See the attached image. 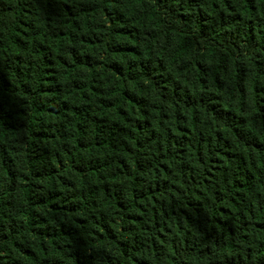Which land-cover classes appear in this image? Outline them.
Masks as SVG:
<instances>
[{
    "label": "trees",
    "instance_id": "obj_1",
    "mask_svg": "<svg viewBox=\"0 0 264 264\" xmlns=\"http://www.w3.org/2000/svg\"><path fill=\"white\" fill-rule=\"evenodd\" d=\"M114 3L100 18L85 0H0V264H176L181 217L199 240L180 238L181 264H264V0L180 6L199 39L172 29L171 96Z\"/></svg>",
    "mask_w": 264,
    "mask_h": 264
},
{
    "label": "clouds",
    "instance_id": "obj_2",
    "mask_svg": "<svg viewBox=\"0 0 264 264\" xmlns=\"http://www.w3.org/2000/svg\"><path fill=\"white\" fill-rule=\"evenodd\" d=\"M65 2L69 4H76L78 3V0H65ZM89 4V6H92L96 8V15L100 18H102L101 9L108 8L110 11L117 7L118 5L114 3V0H85ZM119 3L123 5V10L126 12V16L124 17L125 23L131 27L133 22H135L136 27L140 29V32L137 34L138 37L141 40L140 47L148 49V59L145 60L143 54L141 55V60L144 61L147 71L149 75L154 76L157 83L159 84L161 81H168V88L165 92V95L171 96L172 92V83H171V71L174 70H165L160 71L161 68L164 67V62L169 61L170 57L172 55L173 50V43H172V36L173 32L172 29H177L182 32H190L193 36H196L197 39H199V30L198 27H195L191 24L182 23L175 17V13L180 10V6L182 4L187 3V0H132L131 3H129V0H119ZM165 4L169 5L174 11L169 12L168 7H165ZM187 11L195 12V8L186 9ZM151 15L152 21H148L147 17ZM67 18V17H65ZM145 31L147 32V35H145ZM161 33H166L168 37L167 44L164 43ZM155 37V39H153ZM191 43V41H189ZM103 58V57H102ZM110 58V57H109ZM200 55L194 51V54L192 57L189 58V60H195L200 59ZM117 60H120V57H116ZM128 58H124V62L127 63ZM203 67H205V72L211 71V67L205 66L202 64ZM13 67H15V64L13 63ZM214 67V66H212ZM130 72L134 75V77L137 78L138 83H151V81H144V70L139 68V66H135L132 69H129ZM194 69H189L187 72L182 73L183 76H187L188 79H192ZM127 80V76H125V82ZM38 99V98H37ZM207 99V97H206ZM95 103V101H93ZM163 104L164 102H160ZM179 105H177V108ZM163 111H171L170 107H163ZM20 119H23V116H20ZM6 123V118L3 116L2 113H0V127H3V125ZM71 144H75V141L70 142ZM60 144V137H57V145ZM23 147V145H21ZM28 147H31L29 144ZM70 150H71V146ZM107 151V149H105ZM93 155L95 156V150L93 151ZM136 153L134 152L131 157H129L130 160L135 159ZM87 153L86 152H80L79 150H76L74 153V159L81 158L80 162L82 165L87 166L89 164V159L86 158ZM22 158V157H21ZM110 160L115 159V157L109 158ZM94 163V161H92ZM64 163H69L68 159H64ZM24 170H27L26 168ZM69 169V173H70ZM100 174L102 175H109L114 174L117 171V165L114 162H111L108 164L107 167H101L98 169ZM133 174L135 173V166L133 165ZM69 173H65V175H68ZM95 174L92 176H88L87 173L85 174V178L87 179H94ZM31 179V177H30ZM22 184L16 185V188L12 191V193L5 197L6 199H12L14 202L18 197L22 195V193L19 191V189L22 187ZM9 187V181L6 176L0 177V192L3 191L4 188ZM41 194L46 195V193L41 190ZM66 194H71L70 191H68ZM28 204L26 202H15L14 208L8 211L19 213L21 210H27ZM145 207L148 208L150 205L145 204ZM38 211H41V209H37ZM79 214V213H77ZM147 215L151 217V212H148ZM170 219L173 220V226L175 225V218L170 217ZM181 224L183 225L184 232L180 234V237H177V233L173 231L170 234H166V238L169 241H172L175 238L176 246H177V256H176V264H181V261L184 259L186 253L181 248L180 245V238L183 237L184 233L189 234V241L190 243H199L198 237L195 234H192L191 228L184 224L183 218L181 217ZM8 223H11L9 221ZM155 236V230L152 232H146L143 234L142 239L144 237H152ZM14 239H21V235H16L13 237ZM241 244H244L243 241H240ZM3 255V252H0V256ZM160 264H165V261L162 259L160 261Z\"/></svg>",
    "mask_w": 264,
    "mask_h": 264
}]
</instances>
